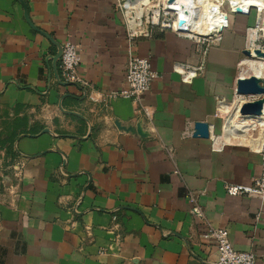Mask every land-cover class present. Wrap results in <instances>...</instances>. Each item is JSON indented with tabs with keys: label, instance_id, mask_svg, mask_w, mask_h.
I'll list each match as a JSON object with an SVG mask.
<instances>
[{
	"label": "crops",
	"instance_id": "1",
	"mask_svg": "<svg viewBox=\"0 0 264 264\" xmlns=\"http://www.w3.org/2000/svg\"><path fill=\"white\" fill-rule=\"evenodd\" d=\"M119 1L0 0V122L17 120L10 169L24 165L19 193L0 198V264H216V247L202 240L209 226L264 264V200L225 190L259 178L263 156L227 141L226 125L215 134L217 99L233 95L254 13L230 15L204 75L189 84L173 60L156 59L170 41L179 61L198 65L190 40L167 32L133 42L132 54L153 57L159 75L142 102L154 111L147 124L137 103L111 96L125 87L130 53ZM67 41L79 47L87 90L61 76ZM185 69L177 67L188 78ZM188 121L210 123V139L183 138Z\"/></svg>",
	"mask_w": 264,
	"mask_h": 264
},
{
	"label": "built area",
	"instance_id": "2",
	"mask_svg": "<svg viewBox=\"0 0 264 264\" xmlns=\"http://www.w3.org/2000/svg\"><path fill=\"white\" fill-rule=\"evenodd\" d=\"M118 6L125 14L130 53L125 87L111 96L131 99L140 105L158 74L153 70L148 58L132 54V45L136 39L153 37L157 32L170 30L179 38L195 42L221 40L224 30L229 25L230 15L248 16L254 10L253 7L252 9L250 6L246 7L242 0H121ZM238 9L242 11L241 14L238 13ZM260 32L264 35V24L261 29L257 26L250 29L248 35H257ZM78 48L71 41L64 43L60 57L61 76L65 82L87 90L90 84L78 72L81 63ZM145 113L151 117V112L147 108ZM260 153L264 161V146ZM23 168L21 162L12 167L14 175L20 180ZM12 188L10 186V189ZM225 190L230 197L248 196L264 200V168L262 175L254 179L252 184L226 183ZM189 202L194 206L192 213L202 216L196 194L189 195ZM113 221L116 223L115 228L109 231L114 236L113 241L118 243L122 240V235L117 232L119 226L116 216L113 217ZM87 231H90V228H87ZM202 240L216 247L218 254L216 264H258L254 252L238 251L233 247L228 231L224 228L209 226L202 235ZM103 253L102 251L101 254Z\"/></svg>",
	"mask_w": 264,
	"mask_h": 264
},
{
	"label": "rangeland",
	"instance_id": "3",
	"mask_svg": "<svg viewBox=\"0 0 264 264\" xmlns=\"http://www.w3.org/2000/svg\"><path fill=\"white\" fill-rule=\"evenodd\" d=\"M232 8V7H230ZM254 16H253V22L249 20L245 21V29H244V33L241 35L243 38V42H244V46L243 49L241 51L239 60L237 62V66H236V77H235V82H234V89H233V95L230 98H221L218 97L217 99V110H216V118L218 123V127H216L215 130V134L216 136L222 135L223 133V128L226 125V123L228 122L229 119H233V114H234V109L237 105L238 101H241V98H245L246 103H252L251 99H249L248 96L250 95H246V94H239L238 92V83L236 82L239 70H240V63L243 60L249 59V55L246 54V52L248 51L250 53V49L252 47L254 48H258L261 51L264 50V35L263 32L258 33L257 35H248V32L250 29H255V23H256V19L257 17V13L253 12ZM236 23H239L240 21L237 19L235 21ZM261 29V28H259ZM167 32H172L170 30H167L163 33L161 32H157L155 33V35H163ZM154 35V36H155ZM251 39V41H250ZM224 40V36H222L221 40H213V41H201V42H195V41H191L189 43L190 46V50L193 53V55H197L200 58L199 64L198 65H192L189 64L187 62L184 61H179V58L177 56V50H179L181 47L179 46V43L176 42H170V41H163L161 49H163L165 51L164 56H160L158 57L156 60V62L159 64V66H161V63H163L165 61V58L167 56V58L170 60H173L172 62V70L174 71V73L178 74L181 78L182 83H192V81L199 77V76H203L204 75V71H205V67H206V63H207V58L208 55L210 53V51L214 48L220 47V45L222 44ZM250 41V42H249ZM171 49H174V51L172 52ZM166 50H169V52L166 53ZM182 50V49H181ZM150 63L152 64L153 67V57H148ZM179 66H184L186 67L185 71L186 72H191L194 71L195 72V77L194 78H184L182 74H180L177 71V67ZM159 77V75H158ZM157 77V78H158ZM243 98V99H244ZM248 101V102H247ZM140 108V111H142V113H139L144 115V117L146 119H148L147 124L152 123L153 119H154V111L152 109H150L147 106H142L140 104H137ZM227 107V108H224ZM145 108H147L150 112H151V117H148L145 113ZM7 116V115H5ZM149 122V123H148ZM203 122V121H201ZM205 122V121H204ZM144 123V122H142ZM198 123V122H196ZM196 123L192 122V121H188L185 125L184 130L182 131V136L183 138H193L194 136H192L195 132V125ZM208 125H211L208 122H205ZM17 125V120H10V121H1L0 122V139L3 138H7L9 137L15 130V126ZM231 126V125H230ZM213 129H215V127H213ZM145 130V129H144ZM234 130V129H232ZM263 128L262 127H257L252 129V135L256 136H260V134L262 133ZM195 138V137H194ZM201 138V137H198ZM230 143L233 144H239L240 141L236 140V139H232V141H230ZM14 155L13 153L8 154L5 153V155L3 156L2 154H0V198L5 199L6 197H1V195L5 194V189L8 188L10 194L15 195L16 193H19V189H20V184L22 182V179H18V177H16L14 175V171H12L10 168L13 165L14 161ZM7 176L8 179L5 180V182L3 183L2 180L4 179V177ZM23 177V174H22ZM10 186H12L13 188L10 189Z\"/></svg>",
	"mask_w": 264,
	"mask_h": 264
},
{
	"label": "bare ground",
	"instance_id": "4",
	"mask_svg": "<svg viewBox=\"0 0 264 264\" xmlns=\"http://www.w3.org/2000/svg\"><path fill=\"white\" fill-rule=\"evenodd\" d=\"M242 3H244L246 7L250 6V9L253 7V12H256L258 17L256 19L255 26L261 28L264 24V0H242ZM255 35L256 34H254V36ZM194 76L195 72H192L188 78ZM252 78L257 81L258 87L264 89V50L261 51L260 49L254 47L250 49L249 59L241 61L236 82L238 83V81L250 80ZM248 97L251 99L252 103L257 102L262 105L261 114L243 115L241 109L246 101L244 97V99L241 98V101L237 102L234 109L233 119L225 126V130L229 134L226 139L229 142L232 141V139L239 140L242 145L249 146L253 150L260 152L264 146V92L252 94ZM257 127H262L263 130H261L262 133L260 136L255 137L251 133L252 129Z\"/></svg>",
	"mask_w": 264,
	"mask_h": 264
},
{
	"label": "water",
	"instance_id": "5",
	"mask_svg": "<svg viewBox=\"0 0 264 264\" xmlns=\"http://www.w3.org/2000/svg\"><path fill=\"white\" fill-rule=\"evenodd\" d=\"M22 3V5L25 7V2L24 0H18ZM26 11V16H27V10ZM238 13H242L240 9H238ZM62 50L60 49L59 52V59L61 57ZM247 55H250V53L247 51ZM238 92L239 94H246V95H252V94H257L260 92H264V89H261L258 87L257 81L252 78L250 80H241L238 81ZM262 111V105L260 103H248L243 105L241 112L243 115H260ZM195 133L194 137L198 138L201 137L202 139H210V131H209V125L205 122H198L195 125Z\"/></svg>",
	"mask_w": 264,
	"mask_h": 264
},
{
	"label": "trees",
	"instance_id": "6",
	"mask_svg": "<svg viewBox=\"0 0 264 264\" xmlns=\"http://www.w3.org/2000/svg\"><path fill=\"white\" fill-rule=\"evenodd\" d=\"M17 132H13L9 137L0 139V146L5 148L8 154L14 153V143L16 140Z\"/></svg>",
	"mask_w": 264,
	"mask_h": 264
}]
</instances>
